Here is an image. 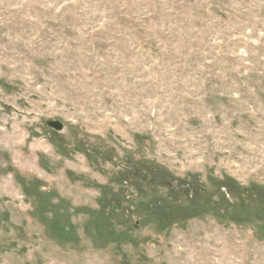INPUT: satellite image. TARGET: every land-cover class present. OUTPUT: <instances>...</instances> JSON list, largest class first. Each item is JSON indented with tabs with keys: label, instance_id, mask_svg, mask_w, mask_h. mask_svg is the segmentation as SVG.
<instances>
[{
	"label": "rangeland",
	"instance_id": "1",
	"mask_svg": "<svg viewBox=\"0 0 264 264\" xmlns=\"http://www.w3.org/2000/svg\"><path fill=\"white\" fill-rule=\"evenodd\" d=\"M0 264H264V0H0Z\"/></svg>",
	"mask_w": 264,
	"mask_h": 264
},
{
	"label": "water",
	"instance_id": "2",
	"mask_svg": "<svg viewBox=\"0 0 264 264\" xmlns=\"http://www.w3.org/2000/svg\"><path fill=\"white\" fill-rule=\"evenodd\" d=\"M47 126H49L52 129H55L58 132H61L63 130V124L58 120H50L47 121Z\"/></svg>",
	"mask_w": 264,
	"mask_h": 264
},
{
	"label": "flooded vegetation",
	"instance_id": "3",
	"mask_svg": "<svg viewBox=\"0 0 264 264\" xmlns=\"http://www.w3.org/2000/svg\"><path fill=\"white\" fill-rule=\"evenodd\" d=\"M63 128H64V125H63ZM63 131V130H62ZM58 132V131H57Z\"/></svg>",
	"mask_w": 264,
	"mask_h": 264
}]
</instances>
